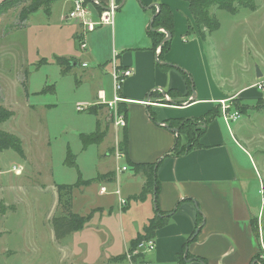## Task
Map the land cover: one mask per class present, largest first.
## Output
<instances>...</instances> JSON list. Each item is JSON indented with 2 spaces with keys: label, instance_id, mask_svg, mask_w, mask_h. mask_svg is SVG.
<instances>
[{
  "label": "rangeland",
  "instance_id": "obj_1",
  "mask_svg": "<svg viewBox=\"0 0 264 264\" xmlns=\"http://www.w3.org/2000/svg\"><path fill=\"white\" fill-rule=\"evenodd\" d=\"M30 3L24 0L0 11V96L5 97L1 105L13 112L12 118L1 123L0 131L19 138L26 154L23 160L10 149L0 151V264H126L113 258L123 254L135 226L141 227L149 200L129 198L140 183L132 179L131 169L116 172L117 166H124V159L116 161L114 156L121 130L113 127L110 112L98 109L91 115L87 109L78 111L77 104L92 106L97 101V78L91 74L97 70V65L88 57L92 47L88 39L101 32L104 39L99 42L102 46L97 45L99 56L110 52L114 34L117 44L133 39L139 32V13L134 10H141L142 5L139 0H127L114 12L112 29L115 33L108 26L95 28V32L85 34L88 48L83 50L75 35L78 27L59 22V11L64 8L61 1L53 6L50 14L43 6L29 13L27 21H22L19 14L27 10ZM246 5L235 4L234 14L211 7L209 14L218 20L219 28L209 34V40L203 44L204 51L210 50L208 55L213 53V57L222 60L226 76L229 75L235 85L253 80L257 70L264 73V0H251L250 5ZM177 13L181 25L186 27L181 37L190 42L197 34L191 14L189 20L187 14ZM188 25L194 29L193 34H186ZM175 34L173 38H178ZM60 57L77 59L80 65L64 72L65 65L57 61ZM83 62L88 66L82 67ZM16 74L27 77L25 89L11 84ZM101 76L105 89L109 90L110 77ZM263 79L261 73L260 83L256 84L263 92L259 100L242 103L239 99L228 100L226 110L228 114L236 112L240 118L243 116L242 131L256 137L255 151L249 153L256 161L255 174L248 177L252 180L251 190L255 192L257 207L263 208L260 222L264 225V204L260 203L257 192L258 180H264ZM108 124L111 129L105 139L85 146L84 136L91 140L96 131L102 133ZM108 148L109 155L106 154ZM69 154L74 157V165L67 162ZM244 161L251 167L246 159ZM13 166L23 168L18 177L12 172ZM104 171L114 175L109 183L95 180ZM79 177L93 182L72 190V212L83 216L91 214V218L80 231L56 240L52 222L59 214L55 209L56 185H74ZM99 185L107 187L104 186L105 195L98 194ZM120 200L127 204L121 205ZM256 226L258 229L259 224ZM262 230L264 242V226ZM257 252L256 264H264L263 252L260 248ZM125 261L128 262L127 258Z\"/></svg>",
  "mask_w": 264,
  "mask_h": 264
},
{
  "label": "crops",
  "instance_id": "obj_2",
  "mask_svg": "<svg viewBox=\"0 0 264 264\" xmlns=\"http://www.w3.org/2000/svg\"><path fill=\"white\" fill-rule=\"evenodd\" d=\"M59 1L64 5V8L59 11V22L67 26H77L75 35L78 38L82 33L78 21L67 19V13L72 8L73 0H58L44 10L50 14L53 6L59 4ZM121 1L93 0L90 6L93 7L92 13L94 14L98 12L95 5L100 6L103 11V8L108 7L111 3L116 7L119 6ZM139 2L140 6L142 4L141 10L139 8L138 11L134 10V13H139L137 17L139 32L133 39L117 44L114 34L110 52H107L105 56H99L96 53L97 45L102 46L99 42L104 37L101 32H98L88 39V45L92 46L88 57L97 65V70L91 71V74L97 78L96 97L100 90H104L106 95L111 96L112 89L111 87L109 90L105 89L104 79L101 75L107 74L111 79L112 86L111 72L114 64L118 67L130 68L133 72V76L122 85L128 119L126 125L127 152L123 158L124 166L126 165L129 170L128 162L152 164L160 160L156 171V178L159 180L157 209L163 214H169V220L167 225L156 230L153 237L156 246L151 256H148L146 260L150 264H180L182 255L183 264H203L192 258L203 259L205 264H256L255 256L259 250V235L263 236L262 226H264L263 222H260L263 208L257 207L255 192L251 190L252 180L248 177L253 172L255 174L253 167L256 161L251 159L249 153L255 151L254 138L256 137L247 131H242L243 126L240 123L242 115L240 119L225 124L221 116L220 101L232 99H239L241 103L257 101L263 96L262 90L256 87V84L260 82L256 76L253 80L235 85L236 82L232 78H228L229 75L226 76L222 60L217 56L213 57V53L208 55L210 50L206 52L203 49L211 34L207 35L204 41L198 37V34L190 42L181 37L186 31V27L184 24L181 25L182 20H178L177 12L181 11L183 15L187 14L186 19L190 20V11L186 2L181 0H139ZM153 4H167L170 7L173 13L175 35L178 36L171 40L170 49L163 56V62L173 66L166 72H162L158 68V58L156 57L158 49L155 52L152 51V43L147 36L146 27L153 14L150 11ZM42 8L40 7L36 11ZM94 19L96 20L95 14ZM113 25L105 26L110 27L112 33L113 31L115 33V30L112 29ZM87 48L86 45L85 49L87 50ZM76 63V66L80 65V62L76 61ZM83 64L86 66H82ZM81 66L87 67L88 65L83 62ZM179 70H183L191 77L194 95L189 93L185 79ZM261 73L264 75L263 72ZM26 78L21 74H16L11 78V84H18L19 87H22V84L27 81ZM167 91H176L177 95L171 96L167 94ZM34 93L38 94L39 92L35 91ZM25 94L28 101L29 92L26 90ZM0 97V106H3L1 104L5 102V97L2 94ZM214 106L219 107L220 115L205 128L204 135L199 139V144L202 147L184 154V156L165 157L172 149L177 134L165 129L163 124L165 125L169 119H197L213 109ZM149 111L154 113L157 123L148 118ZM231 124L232 127H230ZM109 129H111V125L108 124L106 129L102 130L105 137ZM115 131L117 132L116 129ZM120 138L117 139L115 147ZM246 146H249L250 149ZM110 151L108 148L106 154H111ZM22 159H26L25 153ZM245 159L251 164V167L244 161ZM13 167L20 168L21 171L16 175ZM13 167L12 172L16 177L22 174V167ZM109 172L111 171H104L98 175ZM116 172L124 173L119 170L118 166ZM132 179H138L140 183L137 191L128 195L129 198L139 194L146 181L141 173L136 174L133 171ZM262 179H264L263 176ZM260 181L259 179L258 185ZM104 186L99 185V195L107 193V187ZM101 188L105 189L104 193L100 192ZM57 200L56 210H58ZM148 200L147 209L149 211L147 210L143 217L141 227L135 226L134 235L128 242L126 241L122 255L126 253L130 240L141 234L147 222L156 215L154 198L148 196L144 201ZM199 218H201V223L198 224ZM257 223L259 224L258 229L255 228ZM188 239L190 240L188 241ZM185 253H188L191 258H186ZM123 261L129 264V262Z\"/></svg>",
  "mask_w": 264,
  "mask_h": 264
},
{
  "label": "trees",
  "instance_id": "obj_3",
  "mask_svg": "<svg viewBox=\"0 0 264 264\" xmlns=\"http://www.w3.org/2000/svg\"><path fill=\"white\" fill-rule=\"evenodd\" d=\"M31 3L27 10L21 11L19 16L22 21L27 19V15L29 13L36 11L40 7H48L51 3L56 2L58 0H30ZM180 1V0H179ZM187 3L188 10L190 11L192 21L194 26L197 29L198 37L203 41L207 35L211 34L212 32L216 31L219 28L218 20L209 14V9L211 7H216L218 10L227 11L228 13L234 14L235 13V4L242 5L247 4L246 6L250 5L251 0H182ZM24 0H2L0 3V11H3L5 8L12 6L15 3H21ZM86 4L91 3L90 0H84ZM142 5V4H141ZM159 9L156 11L154 6L150 7V11L153 13L154 18L149 22L147 28V36L152 43L151 49L155 52L158 47L162 44L163 40L165 39L166 35H164L160 30H163L166 34H170V39L166 40V42L161 46L159 54L156 56L158 58L157 65L158 68L162 72H166L168 69L172 68L173 66L164 63L163 56L166 52L170 49L171 40L174 36L175 27H174V19L173 13L170 10V7L167 4H158ZM143 8H145L143 6ZM95 9L98 12H101V8L98 5H95ZM151 16V18H152ZM187 35L193 34L194 29L187 26ZM58 63L65 65L64 72H69L74 67L72 63H75L76 60L65 59L60 57L57 59ZM181 75H183L186 87H188L189 93H192L194 90L193 82L191 77L184 72L183 70H179ZM23 89H25V84H22ZM169 95H177L176 91H167ZM152 96V94H151ZM105 106L101 104L92 103V106L86 108L89 114L95 115L98 109H104ZM85 109V110H86ZM119 112L124 114V117L127 119V107L126 104L122 103L118 107ZM84 111V110H83ZM220 115L219 107H213V109L209 110L208 112L204 113L203 115L199 116L197 119H169L165 126L166 128L170 129H177V136L175 137L174 144L172 149L169 151L165 157L168 156H175L180 157L184 156L193 150H198L202 146L199 144V139L204 135L205 128L218 116ZM13 116V112L0 106V124ZM148 118L151 119L152 122L157 123V120L154 117V113L151 111L148 112ZM121 138L117 144V150L126 156V146H127V135H126V126L120 132ZM95 137L93 139H89L88 137H83V141L85 146L94 143L100 142L104 137L105 133L102 132L97 134L95 132ZM10 149L15 153H18L21 158H24V153L22 151L21 140L16 138L15 136L6 133L4 131H0V151ZM159 161H156L152 164L149 163H139L134 164L132 162H128L127 165L130 169L136 173H141L146 180L140 193L137 194L134 198L136 200H145L148 196H152L154 198V208L156 210V215L153 219L149 220L141 234H138L133 240H130L128 249L126 253L122 256H117L113 258L115 261H123L126 259V254L131 252L135 248L137 244L141 241L146 239H152L157 229L164 227L167 225L169 220V214H163L157 209V197H158V189H159V180L156 178V171L159 166ZM67 162L69 165H74V157L69 154L67 158ZM113 173L109 172L107 174H102L96 177V181H104L109 183L110 180L113 178ZM91 180H82L80 177L78 178V182L74 185H56V194L58 197L57 200V209L58 216L53 218V228H54V235L56 240H61L65 238V236L78 232L83 229V226L90 220L91 214L87 216L78 215L72 212V204H71V194L74 188H79L81 186H88L92 183ZM201 223V218L198 219V224ZM190 238V237H189ZM190 239H188L189 241ZM187 241V243H188ZM186 243V244H187ZM186 254V253H185ZM257 255V254H256ZM182 257V255H181ZM180 257V264H183V261ZM191 258L189 254H186V258ZM256 257V256H255ZM183 258V257H182ZM144 256L137 255L132 258V260L136 262H142L144 260ZM197 260L203 264H205L203 259L200 258H192Z\"/></svg>",
  "mask_w": 264,
  "mask_h": 264
},
{
  "label": "built area",
  "instance_id": "obj_4",
  "mask_svg": "<svg viewBox=\"0 0 264 264\" xmlns=\"http://www.w3.org/2000/svg\"><path fill=\"white\" fill-rule=\"evenodd\" d=\"M115 5L111 3L108 7L104 8L103 11L101 12H96L94 13L96 15V20L94 19V14L92 13L93 10L89 4H86L84 0H74L72 4L71 10L67 13V19L69 21H74L77 20L80 28L82 30V33L79 35V45L81 49H85L86 45L84 42V36L87 33L93 32L96 28V26H102V25H113V20H114V12H115ZM95 11V10H94ZM164 35L165 32L163 30H160ZM82 66H86V64H83ZM112 92L111 96L109 97L106 95V92L104 90H100L97 93V101L95 104H101L105 106V109L110 112L111 115V122L113 126L116 129L122 130L123 127L127 125V120L124 117L123 113L119 112V105L122 103H125V99L122 95V85L123 83L130 77L133 76V72L130 68H123V67H118L115 64L113 65L112 68ZM258 88H261L260 85H258ZM228 101H220V110H221V116L223 117L225 124H229L231 121H236L240 119V116L236 112L229 113L227 112V106L226 104ZM91 105L85 104V103H79L77 104V110L78 111H83L86 109V107H90ZM115 159L116 161L123 159L124 156L122 153L119 152V150H116L115 153ZM121 172H124L127 170V166L119 168ZM14 173L17 175L21 169L20 168H14L13 167ZM105 189L101 188L100 192L104 193ZM259 195L261 197V203L264 204V185L263 182L260 181L259 183ZM120 204L124 205L125 202L123 200H120ZM259 248L260 252H263L262 257L264 256V242L263 238L261 235H259ZM155 240L152 239H146L141 241L139 244L135 246L131 252L126 254V258L129 262V264H150L149 261L146 259L148 256H151L155 249ZM259 251V250H258ZM140 255L145 257V261L142 262H136L132 260L133 257Z\"/></svg>",
  "mask_w": 264,
  "mask_h": 264
},
{
  "label": "water",
  "instance_id": "obj_5",
  "mask_svg": "<svg viewBox=\"0 0 264 264\" xmlns=\"http://www.w3.org/2000/svg\"><path fill=\"white\" fill-rule=\"evenodd\" d=\"M91 2L93 1V0H90ZM124 2H125V0H122L121 1V3L119 4V6H117V7H115V11L116 10H119V8H121L122 6H123V4H124ZM153 6L156 8V11H158V9H159V5L158 4H153ZM104 8H106V7H104ZM103 8V9H104ZM154 16L155 15H153L152 16V18L150 19V21L154 18ZM170 39V34H168L167 32H166V37H165V39L163 40V42H162V44L158 47V52H157V54H159V51H160V48H161V46L166 42V40H169ZM77 65V63L75 62V63H72V66H76ZM261 76V72H260V70H257V78L258 77H260ZM192 95H194V90L192 91ZM192 99V98H191ZM170 102H172V101H170ZM163 127L165 128V129H167L166 128V126L163 124ZM167 130H169V131H171V132H173V133H176V134H178L177 133V129H170V128H168ZM196 233V232H195Z\"/></svg>",
  "mask_w": 264,
  "mask_h": 264
}]
</instances>
